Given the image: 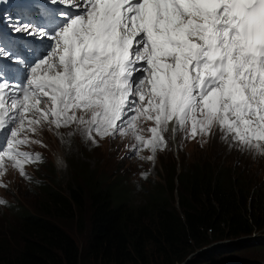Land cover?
Instances as JSON below:
<instances>
[{"label":"snow or ice","instance_id":"snow-or-ice-1","mask_svg":"<svg viewBox=\"0 0 264 264\" xmlns=\"http://www.w3.org/2000/svg\"><path fill=\"white\" fill-rule=\"evenodd\" d=\"M50 3L70 9L59 12L56 28H15L51 41L27 83L0 73V130L10 129L0 141V174L6 159L28 178L24 165L42 157L19 148L35 142L28 133L44 124H87L81 134L94 144L93 133H131L130 150L141 159L142 147L155 153L166 144L169 128L193 137L218 128L222 139L248 150L264 142V0ZM141 117L154 121L150 139L140 135Z\"/></svg>","mask_w":264,"mask_h":264},{"label":"trees","instance_id":"trees-1","mask_svg":"<svg viewBox=\"0 0 264 264\" xmlns=\"http://www.w3.org/2000/svg\"><path fill=\"white\" fill-rule=\"evenodd\" d=\"M85 181L86 195L78 186L68 195L43 186L46 217L19 214L17 227L0 235V264H183L212 242L264 228V184L229 165L198 164L182 172L181 163L173 164L162 186H169L171 197L177 194L176 207L156 189L158 198L151 194L133 206L119 186L102 189L91 177ZM249 246L261 254L232 255L217 264H264V240ZM216 255L203 254L192 264H214Z\"/></svg>","mask_w":264,"mask_h":264},{"label":"rangeland","instance_id":"rangeland-1","mask_svg":"<svg viewBox=\"0 0 264 264\" xmlns=\"http://www.w3.org/2000/svg\"><path fill=\"white\" fill-rule=\"evenodd\" d=\"M86 121H90L89 114ZM87 126V124L74 123L72 126L59 129L38 127L41 135L36 138L42 145V151L46 153L47 163L39 171H32V179L21 178L9 170L3 175L6 184L5 188L0 189V200L5 201L1 204L2 206L0 205V235L8 236L17 227L16 220L22 211L46 217L44 193L41 191L40 183L48 184L47 187H54L56 191L66 194L71 190H76L78 186L83 195H86L88 182L85 179L91 177L102 189H110V185L121 187L118 192L125 190L129 205L133 206L142 205L144 199L148 198L156 187L157 190L165 193L166 204L171 206L174 203V207H176L177 194L174 192L171 197L169 186L164 189L161 181L164 178L163 170L170 172L171 166L178 164L179 161L182 172L198 164L206 163L216 167L225 165L224 162L229 163L264 184V162L252 160L249 157V150L233 143L230 138L222 139L218 128L211 135L198 134L194 137L179 130L175 139L177 153L172 151L158 156L152 175L147 182L141 183L137 175L132 173L134 170L132 164L119 162L113 156L117 150L115 146L120 149L125 145V141L114 143L110 138L94 136L97 141V144H94L91 139H86L81 134L80 128ZM147 127L149 128V125ZM187 127L190 130V123ZM164 137L169 145L167 132ZM177 170L179 171L180 168ZM152 195L155 198L159 197L154 192ZM57 223L61 229L68 231L64 223L58 221ZM74 227L75 225L71 223L70 229L74 231ZM256 240H264V228L252 234L251 237L212 242L207 247L189 255L184 264H192L198 256L213 254V252L218 253L212 256L211 261L214 264L221 263L220 260L232 255L239 256L247 253L246 255L256 256V254H261V251H258L256 246H249Z\"/></svg>","mask_w":264,"mask_h":264},{"label":"clouds","instance_id":"clouds-1","mask_svg":"<svg viewBox=\"0 0 264 264\" xmlns=\"http://www.w3.org/2000/svg\"><path fill=\"white\" fill-rule=\"evenodd\" d=\"M137 125L141 129L140 135L144 136L146 139H150L151 137H150V134H148L149 131H147L148 128H147L146 124L145 123L144 124L143 123L141 124L139 121H137ZM93 136H96L95 133H93ZM104 138H110L112 140V142H114V143H119L121 141H125V145L122 146L120 149H118V146H115L117 148V150L113 154V156L119 162H126V163H129V164H132L134 166V170H133L132 173H134V174L137 175V178H138V180L141 183L147 182L148 179L150 178V176L152 175L153 168H154V166H155V164H156V162L158 160V156H160L162 154H165V153H167V154L168 153H171L172 151H174V152L177 153V147H176V145L174 143H172V144L170 143L168 145L167 144V141H166V144L163 145L162 148L160 150H157L155 153H153L150 149H147V148H143L142 147L141 150H140V156L143 157V159H141V158H139L136 155V153L134 151H131L130 150L131 146L136 143L132 139V134L131 133H128V135L123 136V137L120 136L119 134H117L115 137L105 136ZM108 146H110V145H108ZM97 147H98V145H97ZM115 147H113V148H115ZM113 148H111V149H113ZM250 152H251V150H249V153ZM45 154L46 153L40 155L42 157V162L26 163L24 165V169H25V172L27 173V177L28 178L22 177L20 175V173H19V170H16V169H13V168L8 169V170L11 171V172H13L14 174L18 175L21 178H24V179H30L31 178L32 179V171L33 172L34 171H39L40 168H42L47 163V159H46ZM153 155H154V159L153 160L147 159V157L153 156ZM180 163L181 162L179 161L177 165H180ZM224 164L231 166L229 163H225L224 162ZM172 166H171V168H172ZM231 167H234V166H231ZM177 168H179V167L176 166V171H178ZM237 168H239V167H237ZM6 171L7 170H3V174H0V185H2V186H0V189L1 188H5V184L6 183H5V180L3 178V175L6 173ZM163 171H164V178H166L167 177V174L170 173V172H168L165 169ZM29 173H31V174H29ZM142 173H146V176H143ZM163 179H162V181H163ZM40 185H41V191H42L43 186H48V184H42V183H40ZM154 189H156V187ZM123 191L125 192V190H123ZM128 204H129V202H128Z\"/></svg>","mask_w":264,"mask_h":264},{"label":"bare ground","instance_id":"bare-ground-1","mask_svg":"<svg viewBox=\"0 0 264 264\" xmlns=\"http://www.w3.org/2000/svg\"><path fill=\"white\" fill-rule=\"evenodd\" d=\"M52 148V147H51ZM110 148V147H109ZM91 153H92V151H91ZM238 157V156H237Z\"/></svg>","mask_w":264,"mask_h":264},{"label":"water","instance_id":"water-1","mask_svg":"<svg viewBox=\"0 0 264 264\" xmlns=\"http://www.w3.org/2000/svg\"><path fill=\"white\" fill-rule=\"evenodd\" d=\"M185 261H186V260H185ZM185 261H184V263H185ZM184 263H183V264H184Z\"/></svg>","mask_w":264,"mask_h":264}]
</instances>
